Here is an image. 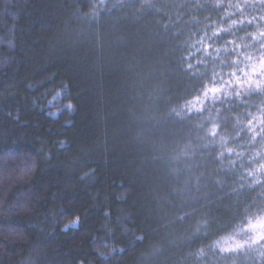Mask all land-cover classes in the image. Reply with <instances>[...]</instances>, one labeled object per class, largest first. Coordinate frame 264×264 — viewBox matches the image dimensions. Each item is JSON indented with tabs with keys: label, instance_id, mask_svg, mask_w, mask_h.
Listing matches in <instances>:
<instances>
[{
	"label": "trees",
	"instance_id": "1",
	"mask_svg": "<svg viewBox=\"0 0 264 264\" xmlns=\"http://www.w3.org/2000/svg\"><path fill=\"white\" fill-rule=\"evenodd\" d=\"M222 10L0 0V264H264L233 227L264 207V176L248 153L220 157L185 103ZM260 99L209 104L231 131Z\"/></svg>",
	"mask_w": 264,
	"mask_h": 264
},
{
	"label": "clouds",
	"instance_id": "2",
	"mask_svg": "<svg viewBox=\"0 0 264 264\" xmlns=\"http://www.w3.org/2000/svg\"><path fill=\"white\" fill-rule=\"evenodd\" d=\"M215 3L217 8H223L219 18L211 21L204 37L194 41L203 45L212 60L205 62L206 75L197 92L185 103L193 112L207 113L205 133L220 149V157L238 150L250 155L251 167L246 171L256 179L264 176V0H215ZM209 48L214 52L208 53ZM254 93L259 94L260 101L252 109L233 114L235 123L231 131L222 121V109L214 110L209 104ZM258 221L264 222V207L246 206L233 221V227L248 235L254 244L264 243V228L253 232L249 227Z\"/></svg>",
	"mask_w": 264,
	"mask_h": 264
},
{
	"label": "snow or ice",
	"instance_id": "3",
	"mask_svg": "<svg viewBox=\"0 0 264 264\" xmlns=\"http://www.w3.org/2000/svg\"><path fill=\"white\" fill-rule=\"evenodd\" d=\"M70 107V106H69ZM77 224H78V221L76 222ZM75 225H67L66 226V228H72V227H74ZM250 230H252L253 232H255V230L257 229V228H264V222H257L256 224H251L250 226ZM257 238H260L259 236H257ZM240 246H242V245H236V247H240Z\"/></svg>",
	"mask_w": 264,
	"mask_h": 264
}]
</instances>
